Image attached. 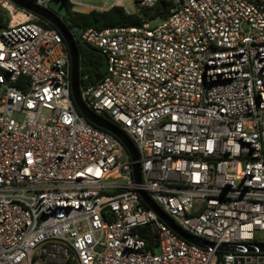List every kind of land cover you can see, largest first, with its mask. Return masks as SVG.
<instances>
[{
  "label": "built area",
  "instance_id": "1",
  "mask_svg": "<svg viewBox=\"0 0 264 264\" xmlns=\"http://www.w3.org/2000/svg\"><path fill=\"white\" fill-rule=\"evenodd\" d=\"M132 1L166 15L81 30L107 67L79 92L136 160L77 113L58 30L0 0V264H264V251L217 248L264 243V0ZM141 192L214 246L180 237Z\"/></svg>",
  "mask_w": 264,
  "mask_h": 264
},
{
  "label": "water",
  "instance_id": "2",
  "mask_svg": "<svg viewBox=\"0 0 264 264\" xmlns=\"http://www.w3.org/2000/svg\"><path fill=\"white\" fill-rule=\"evenodd\" d=\"M13 1L16 4L31 10L40 18L46 20L49 24L54 26L61 34L66 44L70 57V62H71L70 93H71V99L75 105L77 113L83 116L91 124L109 132L114 137H116L124 146L125 150L130 154V156L136 160L138 158V153L136 146L132 141V139L130 138V136L110 120L104 118L100 114L89 109L84 104V102L80 97L79 83H78L77 45L80 44L96 52H99V50L81 39V35H80L81 29L75 28L78 30L76 31V36H73L66 27V25L63 23L60 16L66 13L65 0H51L48 4V8L36 5L28 0H13ZM163 5L164 3H161V8H163ZM102 57L103 59H102L101 71L104 73L107 67V59L106 56L103 54ZM1 90L2 88L0 87V91ZM133 169L136 179L139 180L140 179L139 164L137 162L134 164ZM140 195L142 196L146 206L152 209L154 212H156L159 215V217L162 218L169 225V227L180 237H182L183 239H185L190 243L196 244L201 247L211 248L214 246L213 242L202 239L182 229L172 220V218L166 215L160 209V207L150 199V197L145 192H141ZM217 248L223 251H264V243H222L218 245Z\"/></svg>",
  "mask_w": 264,
  "mask_h": 264
},
{
  "label": "trees",
  "instance_id": "3",
  "mask_svg": "<svg viewBox=\"0 0 264 264\" xmlns=\"http://www.w3.org/2000/svg\"><path fill=\"white\" fill-rule=\"evenodd\" d=\"M65 4L66 13L61 15L60 18L71 32H75V26L84 30L88 27L101 29L110 26L140 25L144 18L151 20L156 16L164 17L166 15V8L164 11L160 3H156L153 7H141L136 5V11L130 14L126 13L120 6H113L105 11L91 10L88 12H79L73 10L71 4L67 1ZM7 19L8 15L6 11L0 7V28L6 25ZM38 22L44 26L54 27L42 18H40ZM77 52L79 86L98 82L104 76V73L101 71L103 59L101 52L92 51L80 44L77 45ZM22 80H24V78ZM102 116L113 122L110 116L106 114ZM63 264L79 263L75 259L68 258Z\"/></svg>",
  "mask_w": 264,
  "mask_h": 264
},
{
  "label": "rangeland",
  "instance_id": "4",
  "mask_svg": "<svg viewBox=\"0 0 264 264\" xmlns=\"http://www.w3.org/2000/svg\"><path fill=\"white\" fill-rule=\"evenodd\" d=\"M78 1H81L84 4L94 5L96 7H100V8L106 9L115 0H78ZM123 4H124V7H125V10H128L130 13H134L136 11V5H135L134 1H132V0H123ZM82 9L83 8L80 7V6H75V10L76 11L80 12V10H82ZM163 18L164 17L156 16V17H154L153 19H151L149 21V25L150 26L158 25L163 20ZM47 113H48L47 110H43L42 111V114H41V117H40L41 121L44 120V117H45V115ZM52 260H53L54 264H62L64 262L63 258H61V257H54V258H52Z\"/></svg>",
  "mask_w": 264,
  "mask_h": 264
},
{
  "label": "flooded vegetation",
  "instance_id": "5",
  "mask_svg": "<svg viewBox=\"0 0 264 264\" xmlns=\"http://www.w3.org/2000/svg\"><path fill=\"white\" fill-rule=\"evenodd\" d=\"M75 28H78V27L75 26ZM78 29H79V28H78ZM78 29H75V32H71V31H70V33H71L73 36H76V31H77Z\"/></svg>",
  "mask_w": 264,
  "mask_h": 264
}]
</instances>
